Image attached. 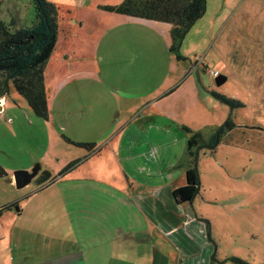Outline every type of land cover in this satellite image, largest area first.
I'll list each match as a JSON object with an SVG mask.
<instances>
[{
    "label": "rangeland",
    "instance_id": "rangeland-1",
    "mask_svg": "<svg viewBox=\"0 0 264 264\" xmlns=\"http://www.w3.org/2000/svg\"><path fill=\"white\" fill-rule=\"evenodd\" d=\"M48 1L57 6L59 25L58 42L47 61L45 74L49 117L35 116L12 85L4 96L0 112L2 169L13 177L16 170L39 167L36 176L21 188H17L14 181L8 182L6 177L0 178V207L15 200L16 196H27L18 201L19 214L15 209H5L0 214V245H12L11 251L4 256L20 262L28 254L32 255L28 256L29 261H40V250L60 244L57 240L58 222L68 220L70 216L75 218V212L68 214L70 210L64 215L63 208L97 204L104 195L99 184V187L93 186L99 190L93 193L95 195L86 193L81 186L84 183H80V176L75 172L88 166L95 172L97 168H106L107 163H100L95 154L107 148L91 153L90 157L77 158L82 151L67 144L63 136L74 138V134H86L100 139L124 120H133V123L152 121L155 108L149 106V96L154 92H164L157 104L164 115L209 135L231 114L237 125L230 137L232 141L239 142L241 128L245 126L243 123L249 120L255 104V97L244 91L240 79L230 75L228 80L217 84L211 70L220 68L225 77L230 73L225 61L213 63L214 59H221L223 50L229 49L226 41L222 43L224 34L218 31L220 21L232 13L239 15L246 7L253 9L257 1L256 9H260L262 0H206L204 14L195 21L181 43L179 53L188 64L184 72L174 70L177 55L169 48L170 23H159L169 28L168 31L163 29L168 44L159 42L151 51L144 46V31L137 28V36L132 26L124 23L126 16L103 8L120 4L123 0ZM0 19L12 24V29L33 24L35 12L32 1L0 0ZM124 31L131 39L122 40L120 36ZM208 39L209 46L205 45ZM203 49L208 51L206 69L202 61ZM132 53L145 60V75L136 70L138 67L126 62ZM171 61L172 70L168 76L166 73ZM180 75L183 80L193 78L185 84L178 82L180 85L169 87L172 80ZM127 77H132V80ZM217 94L238 100L241 104L231 107ZM81 95L92 97L90 106L93 108L89 115L81 113ZM112 95L115 96L114 101L116 96L120 98V105L116 103L115 109L107 106ZM164 120L156 119V122ZM234 141H222L214 151H201L198 161L202 192L206 191L207 198L226 200L223 208L204 204V208L199 209L209 216L211 225L215 258H211L210 264H232V256L260 264L264 261V155L257 153L251 143L238 145ZM85 158L87 163L75 164L70 169L73 172L68 170L60 174L71 162L77 160L80 163ZM45 172L51 179L40 182V175ZM253 186L258 188L257 192L251 190ZM199 202L196 201V208ZM66 229L70 228L66 225Z\"/></svg>",
    "mask_w": 264,
    "mask_h": 264
},
{
    "label": "crops",
    "instance_id": "crops-1",
    "mask_svg": "<svg viewBox=\"0 0 264 264\" xmlns=\"http://www.w3.org/2000/svg\"><path fill=\"white\" fill-rule=\"evenodd\" d=\"M257 2L253 9L246 7L239 15L232 13L220 21L218 31L224 34L222 43L226 41L229 49L223 50L221 59H214L213 63L225 61V66L230 68H227L230 73L225 80L230 75L237 77L243 83L244 91L255 97L249 120L241 128L244 130L241 132L243 138L241 136L238 143H251L257 153L264 155V0L261 1L263 6L260 9H256ZM118 15L126 16L124 23L132 26L137 36V28L144 31L146 41L143 43L149 50L154 51L159 42L168 44L163 29L168 31L169 28L160 25L161 22ZM246 17H249V21H246ZM120 37L125 41L131 39L127 31L122 32ZM57 42L58 36L54 50ZM209 42L208 39L205 45L209 46ZM203 53L202 61L206 69L208 51L204 52L203 49ZM139 58L137 53H132L126 62L138 67L136 70L145 75V60ZM172 64L173 61L167 68L168 76ZM173 65L174 70L178 69L179 72H184L188 66L186 60L177 59ZM46 68L47 64L44 76ZM214 70L222 75L220 68ZM190 78L193 77L183 80L180 75L172 80L169 87L185 84ZM126 79L132 80V77ZM197 79L200 81L199 76ZM164 95V92H154L149 96V106L155 108L152 121L133 123V120H124L114 127L110 126V132L103 134L100 139L86 134H74L76 139L63 136L67 144L82 151V155L77 158L107 148L95 154L100 163H107L106 168H97L95 172L88 166L83 171L75 172L80 176V183H84L81 186H84L86 193H97L99 190L93 186H100L104 195L97 204H76L75 209L63 208L64 215L70 210L68 214L75 212V218L70 216L68 220L58 222L57 240L60 244L40 250V261H29L28 256H32L29 254L23 256L21 262L4 256L11 251L10 243L9 247L0 245V264H210L214 252L211 225L209 216L199 209L204 208V204L223 208L226 200L207 198L205 190H201L191 203H178L175 200L173 191L186 182L188 164L185 147L188 133L184 129L186 124L164 115L157 107ZM114 98V95L110 96L111 101L107 102L109 109H115L116 103L120 105L119 96H116V101ZM80 99L83 105L81 113L89 115L93 108L90 106L93 104L92 97L81 95ZM162 118L165 120L156 122V119ZM73 143H91L95 146L87 149ZM86 158L76 166L87 163ZM73 171L69 169L68 172ZM5 177L10 183L14 181L9 174ZM97 179L102 180L96 182ZM257 189L256 186L251 187L252 191L257 192ZM26 197L16 196L8 204ZM198 200L200 202L196 208ZM102 203L104 205L101 206Z\"/></svg>",
    "mask_w": 264,
    "mask_h": 264
},
{
    "label": "trees",
    "instance_id": "trees-1",
    "mask_svg": "<svg viewBox=\"0 0 264 264\" xmlns=\"http://www.w3.org/2000/svg\"><path fill=\"white\" fill-rule=\"evenodd\" d=\"M31 1L35 12L33 24L12 29V24L0 19V97L6 96L12 85L27 101L35 116L48 118L44 69L57 41L58 11L57 6L48 0ZM103 8L127 16L170 23V51L176 53L178 60H185L186 58L179 53L181 43L195 21L204 14L206 0H123L120 4L105 5ZM217 97L231 107L241 104L238 100L223 95L217 94ZM236 125L230 114L209 135L184 127L188 133L185 147L188 165L185 171V184L173 191L178 203H191L201 191L198 171L200 152L214 151L218 144L225 140L227 143L229 141L233 143L230 134ZM241 136L243 138V134ZM234 143L240 144L237 141ZM73 144L87 149L95 146L91 143ZM78 162L77 160L71 162L60 174L68 171ZM6 175L0 169V178ZM50 177V174L45 172L40 175V182L47 181L51 179ZM5 209H15L17 214L20 213L18 202L1 207L0 214ZM211 258L214 259L215 254H212ZM231 261L232 264H253L238 256H232ZM260 264H264V261Z\"/></svg>",
    "mask_w": 264,
    "mask_h": 264
},
{
    "label": "water",
    "instance_id": "water-1",
    "mask_svg": "<svg viewBox=\"0 0 264 264\" xmlns=\"http://www.w3.org/2000/svg\"><path fill=\"white\" fill-rule=\"evenodd\" d=\"M225 76L223 75H218L216 76V82L217 84H221L225 81ZM3 110V98L0 97V112ZM39 171V167L38 168H33L31 170H24V169H19L14 171L13 173V179H14V183L16 185L17 188H21L23 186H25L26 184H28L33 177L36 176V174Z\"/></svg>",
    "mask_w": 264,
    "mask_h": 264
},
{
    "label": "built area",
    "instance_id": "built-area-1",
    "mask_svg": "<svg viewBox=\"0 0 264 264\" xmlns=\"http://www.w3.org/2000/svg\"><path fill=\"white\" fill-rule=\"evenodd\" d=\"M211 73L214 75V76H217L218 75V71H216V70H211Z\"/></svg>",
    "mask_w": 264,
    "mask_h": 264
}]
</instances>
